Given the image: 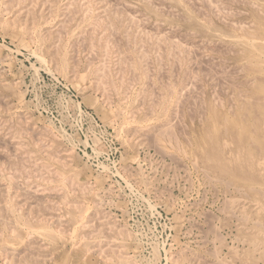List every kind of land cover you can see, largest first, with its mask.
<instances>
[{
	"label": "rangeland",
	"instance_id": "374dc122",
	"mask_svg": "<svg viewBox=\"0 0 264 264\" xmlns=\"http://www.w3.org/2000/svg\"><path fill=\"white\" fill-rule=\"evenodd\" d=\"M263 1L0 0V264H264L245 236L260 202L207 160L238 152L209 129L247 81L231 40Z\"/></svg>",
	"mask_w": 264,
	"mask_h": 264
},
{
	"label": "bare ground",
	"instance_id": "6f19581e",
	"mask_svg": "<svg viewBox=\"0 0 264 264\" xmlns=\"http://www.w3.org/2000/svg\"><path fill=\"white\" fill-rule=\"evenodd\" d=\"M115 1V0H114ZM212 1V0H211ZM236 1V0H235ZM248 1V0H246ZM111 2V1H110ZM150 2V1H149ZM156 2V1H155ZM206 2V1H205ZM221 2V1H220ZM253 2V1H252ZM257 2V1H255ZM264 2V1H263ZM243 3V2H242ZM48 4V3H47ZM109 4V2H108ZM115 4V3H114ZM132 4V3H131ZM159 4V3H158ZM161 4V3H160ZM185 4V3H184ZM188 4V3H187ZM257 4V3H256ZM255 4V6H257ZM117 5V4H115ZM124 5V4H123ZM198 5V4H196ZM200 5V4H199ZM204 5V2H203ZM207 5V4H206ZM128 6V5H127ZM254 6V5H253ZM50 7V6H48ZM115 7V6H114ZM124 7V6H123ZM162 7V6H161ZM165 7V6H164ZM227 7V6H226ZM258 10L264 11V6L263 3H259V5L257 6ZM128 8V7H125ZM175 8V7H173ZM200 8V7H198ZM57 9V8H56ZM115 9V8H114ZM113 9V10H114ZM169 9V8H168ZM171 9V8H170ZM212 9V8H211ZM220 9V8H219ZM229 9V7H228ZM257 9V8H256ZM50 10V9H49ZM123 10V9H122ZM162 10V8H161ZM166 10V9H165ZM234 10V9H232ZM238 10V9H237ZM236 10V11H237ZM240 10V9H239ZM170 11V10H169ZM140 12V11H139ZM143 12V11H142ZM203 12V11H201ZM228 12V11H227ZM240 12V11H239ZM238 12V13H239ZM247 12V11H246ZM104 13V12H103ZM122 13V12H121ZM136 13V11H135ZM177 13V12H176ZM237 13V14H238ZM264 13V12H263ZM203 14V13H202ZM218 14V13H217ZM110 15V14H109ZM264 15V14H263ZM67 16V15H65ZM99 16V15H98ZM129 16V15H128ZM147 16V15H146ZM204 16V15H203ZM209 16V15H208ZM217 16V15H216ZM56 17V16H55ZM139 17V16H138ZM105 18V17H104ZM130 18V17H128ZM137 18V17H136ZM183 18V16H182ZM206 18V17H205ZM108 19V18H107ZM185 19V18H184ZM201 19V18H200ZM209 18L207 17V20ZM221 19V18H220ZM224 19V17H223ZM122 20V19H120ZM258 23H252L256 24V26H243L242 24L239 27H236L235 30L238 31L237 35L235 37H232L233 40L232 43L237 46V50L236 52L239 54L240 59H241V66L243 69V72L246 74V83L243 85V87L239 88L237 87V98L235 99L233 106L234 108H231L232 110H225L223 109V111L220 112V116H218L217 118L215 117V119L213 120V125L211 126L210 132H209V138H211V140L213 141L214 138L217 139L219 132L224 131L226 134H228V136L230 135L234 140L237 141L238 144V152L235 155V157H231L232 158H228L225 157L223 155V153H221L220 148L217 149V152H215L216 156L211 155L208 156V159L210 161V163H213L214 161V165L216 166L217 170H220L222 173L224 174H228L231 175L233 177H235L239 182H241V180H243L245 186L247 187L248 191L251 192V194H253L254 196H256L255 198H257L258 203L260 202V216L264 217V17H262V15L258 16ZM80 21V20H79ZM78 21V22H79ZM106 21V20H105ZM210 21V20H209ZM163 22V21H162ZM231 22V21H230ZM236 22V21H235ZM240 22V21H239ZM83 23V22H82ZM110 23V22H109ZM120 23V22H119ZM228 23V22H227ZM234 23V21H233ZM248 23V22H247ZM92 24V23H91ZM124 24V23H123ZM160 24V23H158ZM121 25V24H120ZM153 25V23H152ZM248 25V24H247ZM251 25V24H250ZM61 26V25H60ZM178 26V25H177ZM62 27V26H61ZM107 27V25H106ZM116 27V26H115ZM150 27V26H149ZM158 27V25H157ZM177 28V27H176ZM94 29V28H93ZM120 29V28H119ZM144 29V28H143ZM152 29V27H151ZM206 29V28H204ZM63 29L61 28V31ZM124 30V29H123ZM128 30V28H127ZM126 30V31H127ZM149 30V29H148ZM154 30V29H153ZM114 31V29H113ZM116 31V30H115ZM125 31V33H126ZM130 31V30H129ZM163 31V30H162ZM242 31V32H241ZM47 32V31H46ZM60 32V31H58ZM88 32V31H87ZM112 32V31H111ZM161 32V31H160ZM165 32V31H164ZM217 32V31H216ZM235 32V31H234ZM101 33V32H100ZM123 33V31H122ZM163 33V32H162ZM166 33V32H165ZM31 34V33H30ZM181 34V33H180ZM227 34V33H226ZM112 35V34H111ZM127 35V34H126ZM190 35V34H189ZM224 35V33H223ZM109 36V35H108ZM160 36V35H159ZM172 36V35H171ZM181 36V35H180ZM206 36V35H205ZM59 37V36H58ZM111 37V36H110ZM116 37V36H115ZM144 37V36H143ZM155 37V36H154ZM157 37V36H156ZM175 37V36H174ZM107 38V37H106ZM158 38V37H157ZM184 38V37H183ZM209 38V37H208ZM108 39V38H107ZM116 39V38H115ZM113 39V40H115ZM120 39V38H119ZM153 39V38H152ZM174 39V38H172ZM180 39V38H179ZM200 39V38H199ZM218 39V38H217ZM226 39V38H225ZM224 39V40H225ZM231 39V37H230ZM118 40V39H117ZM121 40V39H120ZM142 40V39H141ZM146 40V39H145ZM189 40V39H188ZM223 42H226L224 41ZM228 40V39H227ZM187 41V40H186ZM190 41H194L193 39ZM189 41V42H190ZM209 41V40H208ZM79 42V41H78ZM115 42V41H114ZM143 42V41H142ZM150 42V41H148ZM163 42V41H162ZM174 42V41H173ZM176 42V41H175ZM210 42V41H209ZM228 42V41H227ZM226 42V43H227ZM230 42V41H229ZM228 42V43H229ZM43 43V42H42ZM101 43V42H100ZM119 43V42H118ZM156 43V42H155ZM202 43V42H201ZM225 43V45H226ZM74 44V43H73ZM115 44V43H114ZM160 44V43H158ZM200 44V43H199ZM75 45V44H74ZM172 45V44H171ZM175 45V43H174ZM172 45V46H174ZM182 45V44H181ZM201 45V44H200ZM217 45H219L217 43ZM232 45V44H230ZM56 46V44H55ZM116 46V45H115ZM134 46V45H133ZM147 46V45H146ZM154 46V45H153ZM159 46V45H157ZM164 46V45H163ZM177 46V45H176ZM222 46V45H221ZM224 46V44H223ZM34 47V46H33ZM118 47V46H117ZM155 47V46H154ZM175 47V46H174ZM173 47V48H174ZM182 47V46H181ZM205 47V46H204ZM126 48V47H125ZM128 48V47H127ZM160 48V47H158ZM189 48V47H188ZM224 48V47H223ZM230 48V47H229ZM137 49V48H136ZM217 49V48H216ZM226 49V47L224 48ZM223 49V50H224ZM232 49V48H231ZM144 50V49H143ZM160 50V49H159ZM182 50V49H181ZM147 51V50H146ZM176 51V50H174ZM179 51V50H178ZM197 51V50H196ZM227 51V50H226ZM229 51L231 52V50L229 49ZM233 51V50H232ZM119 52V51H118ZM204 52V51H203ZM235 52V51H233ZM55 53V52H54ZM53 53V54H54ZM92 53V52H91ZM121 53V51H120ZM187 53V51H186ZM189 53V52H188ZM34 54V53H33ZM58 54V53H57ZM134 54V53H133ZM191 54V53H190ZM39 55V54H38ZM121 55V54H120ZM175 55V54H174ZM199 55V54H198ZM122 56V55H121ZM138 56V55H136ZM165 56V55H164ZM202 56V55H201ZM38 57V56H37ZM119 57V56H118ZM128 58V56L126 55L125 58ZM130 57V56H129ZM133 56H131L132 58ZM196 57V55H195ZM39 58V57H38ZM45 58V56H44ZM75 58V57H74ZM73 58V59H74ZM124 58V60H125ZM238 58V57H237ZM76 59V58H75ZM130 59V58H129ZM136 59V58H135ZM179 59H180V55H179ZM182 59V58H181ZM213 59V58H212ZM219 59V58H218ZM222 59V58H221ZM224 59V58H223ZM54 60V59H53ZM134 60V59H133ZM162 60V59H161ZM177 60V59H176ZM209 60V58H208ZM110 61V60H109ZM128 61V60H127ZM126 61V62H127ZM138 61V59H137ZM205 61V60H204ZM223 61V60H221ZM45 62V61H44ZM129 62V61H128ZM139 62V61H138ZM206 62V61H205ZM217 62V61H216ZM119 63V62H118ZM145 63V62H144ZM203 63V62H202ZM201 63V64H202ZM207 63V62H206ZM218 63V62H217ZM127 64V63H126ZM149 64V63H148ZM118 65V64H117ZM142 65V64H141ZM210 65V64H209ZM208 65V66H209ZM215 65V64H214ZM225 65V64H224ZM56 66V65H55ZM136 66V64H135ZM139 66V65H138ZM204 66V65H203ZM207 66V64H206ZM217 66V65H216ZM223 66V65H222ZM48 67V66H47ZM58 67H60L61 69H63L65 72L67 71V63L65 60H61L58 62ZM210 67V66H209ZM221 67V66H220ZM227 67V66H226ZM234 67H236L234 65ZM233 67V71H235L236 69H234ZM123 68V67H122ZM129 68V67H128ZM164 68V66H163ZM172 68V67H171ZM175 68V65H174ZM215 68V67H214ZM217 68V67H216ZM50 69V68H49ZM48 69V70H49ZM197 69V68H195ZM210 69V68H209ZM238 69V68H237ZM240 69V70H242ZM133 70V69H132ZM174 70V69H173ZM207 70V69H206ZM216 70V69H214ZM221 70V69H220ZM119 71V70H118ZM121 71V70H120ZM167 71V70H166ZM165 71V72H166ZM189 71V70H188ZM217 71V70H216ZM232 71V73H233ZM99 72V71H97ZM104 72V71H103ZM160 72V71H159ZM158 72V73H159ZM206 73V71H204ZM226 72V71H225ZM239 72V71H238ZM100 73V72H99ZM161 73V72H160ZM177 73V72H176ZM186 73V72H185ZM214 73V72H213ZM221 73V72H220ZM229 73V72H228ZM96 74V73H95ZM165 74V73H164ZM101 75V73H100ZM109 75V74H108ZM121 75V74H120ZM126 75V73H125ZM134 75V74H133ZM160 75V74H159ZM219 75V74H218ZM106 76V74L104 75ZM131 76V75H130ZM174 76V75H173ZM176 76V74H175ZM185 76V75H184ZM204 76V75H203ZM220 76V75H219ZM223 76L225 75H221V79L223 78ZM236 76V75H235ZM160 77V76H159ZM158 77V78H159ZM217 77V75H216ZM245 77V75H244ZM164 78V76H163ZM168 78V77H166ZM165 78V79H166ZM176 78V77H175ZM192 78V77H191ZM194 78V77H193ZM227 78V77H226ZM107 79V78H106ZM110 79V78H109ZM177 79V78H176ZM228 79V78H227ZM226 79V80H227ZM233 79V78H232ZM173 80V79H172ZM183 80V79H182ZM200 80V79H199ZM225 80V79H224ZM244 80V78L242 79ZM111 81V80H110ZM113 81V80H112ZM191 81V80H190ZM231 81V80H230ZM229 81V83H230ZM241 81V80H240ZM91 82V81H90ZM115 82V81H114ZM166 82V81H165ZM219 82V81H218ZM223 82V81H222ZM99 83V82H98ZM102 83V82H101ZM109 83V82H108ZM185 83V82H184ZM197 84V83H196ZM216 84V83H215ZM235 84V83H234ZM226 85V84H225ZM170 86V85H169ZM168 86V87H169ZM215 86V85H214ZM227 86V85H226ZM233 86V85H232ZM235 86V85H234ZM129 87V86H128ZM198 88V87H197ZM234 88V87H233ZM159 89V87H158ZM184 89V88H183ZM213 89V88H212ZM232 89V88H231ZM223 90V89H222ZM220 90V91H222ZM157 91V90H156ZM169 91H170V95L173 92V89L171 87H169ZM197 91V90H196ZM225 91V90H224ZM236 91V90H235ZM195 92V91H194ZM193 92V93H194ZM185 93V92H184ZM191 93V92H190ZM200 93V91H199ZM224 93V92H223ZM230 94V93H229ZM213 96V95H212ZM186 97V96H185ZM188 97V96H187ZM236 97V96H235ZM170 98V97H169ZM203 98V97H202ZM231 98V97H230ZM192 99V98H191ZM198 99V98H197ZM200 99V98H199ZM221 99V98H220ZM232 99V98H231ZM157 100V99H155ZM184 100V99H183ZM203 100V99H202ZM229 100V99H228ZM194 101V100H193ZM199 101V100H198ZM230 101V100H229ZM232 101V100H231ZM230 101V102H231ZM141 103V102H140ZM167 103V102H166ZM166 103L164 101L161 102V107L162 108V113L165 114L168 110V107L166 106ZM103 104V103H102ZM128 104V103H127ZM194 104V103H193ZM203 104V103H202ZM149 105V104H148ZM151 105V103H150ZM195 105V104H194ZM221 105V104H220ZM223 105V104H222ZM151 107V106H150ZM192 107V106H191ZM204 107V106H203ZM166 108V109H165ZM194 108V107H193ZM199 108V107H198ZM205 108V107H204ZM146 109V108H145ZM148 109V108H147ZM156 109V108H155ZM153 109V110H155ZM178 109V108H177ZM181 109V108H180ZM179 109V110H180ZM172 110V109H171ZM182 110V109H181ZM189 111V109H187ZM191 110V109H190ZM199 110V109H198ZM200 110H203L200 106ZM213 110V109H211ZM183 111V110H182ZM150 112V111H149ZM190 111V114H193V112ZM203 112V111H202ZM161 113V114H162ZM200 113V112H198ZM149 114V113H147ZM166 115V114H165ZM164 115V116H165ZM156 116V114L154 115ZM200 116V115H199ZM22 117V116H21ZM173 117V116H172ZM170 118V117H169ZM177 118V116H176ZM180 118V116L178 117ZM205 118V117H204ZM172 119V118H171ZM170 119V120H171ZM199 119V118H198ZM125 120V119H124ZM178 120V119H177ZM200 120V119H199ZM210 121L212 120L209 119ZM151 121V119L149 120ZM179 121V120H178ZM177 121V122H178ZM182 121V120H181ZM192 121V119H191ZM173 122V121H172ZM169 123V122H168ZM181 123V122H179ZM124 124V123H123ZM178 124V123H177ZM149 126V125H148ZM167 124H165L164 126L162 125V128L158 129L161 132L158 133V135L156 136L158 142L162 141V138L164 137V135H169V136H173V134L175 133H171L169 128H164L165 131L164 133L162 132L163 127H166ZM172 126V125H170ZM209 126V125H208ZM29 126H27L28 128ZM159 127V126H158ZM185 127V126H184ZM183 127V128H184ZM30 128V127H29ZM121 128V127H120ZM173 128V127H172ZM182 128V129H183ZM186 128V127H185ZM151 129V128H150ZM156 129V128H155ZM163 129V130H164ZM170 130V131H168ZM178 130H180L178 128ZM185 130V129H184ZM208 130V129H207ZM64 131V130H63ZM121 131V130H120ZM155 131V130H154ZM153 131L152 134H154L155 132ZM174 131V130H173ZM187 131V129H186ZM156 132H159L156 130ZM175 132V131H174ZM208 132V131H207ZM151 135V132H150ZM149 135V136H150ZM167 135V136H168ZM183 135V134H182ZM66 136V135H65ZM148 136V135H147ZM166 136V137H167ZM151 137V136H150ZM154 137V135H153ZM152 137V138H153ZM175 137V136H173ZM225 137V136H224ZM230 137V138H231ZM151 138V139H152ZM149 140V138H147ZM154 139V138H153ZM152 139V140H153ZM189 139V138H187ZM2 140V138H1ZM151 141V140H149ZM155 140V139H154ZM156 140V141H157ZM169 140V138L167 139ZM166 140V141H167ZM171 140V138H170ZM177 140V139H176ZM175 140V141H176ZM222 140V139H221ZM230 140V139H229ZM208 141V140H207ZM215 141V140H214ZM224 141V140H223ZM232 141V140H231ZM5 142V141H4ZM189 142V140H188ZM151 143V142H150ZM149 143V144H150ZM152 143L154 144V141H152ZM156 143V142H155ZM178 143V141H177ZM195 143V142H194ZM212 143V142H209ZM208 143V144H209ZM222 143V142H221ZM217 144L219 147H221L220 141L217 140ZM226 145V144H225ZM158 147L160 145H157ZM156 146V148H157ZM179 146V145H178ZM181 146V145H180ZM209 146V145H208ZM166 147V146H164ZM11 148V147H10ZM167 148V147H166ZM186 148V147H185ZM212 148V147H211ZM217 148V147H216ZM158 149V148H157ZM161 149V148H160ZM181 149H183V147H181ZM229 149V148H228ZM231 149V148H230ZM165 151V149H163ZM215 150V147H214ZM223 150V149H222ZM225 150V149H224ZM182 151V150H181ZM206 151V150H205ZM227 151V150H226ZM232 151V150H231ZM165 153V152H164ZM164 153H162L164 155ZM195 153V152H194ZM232 153V152H231ZM236 153L233 150V154ZM166 154V153H165ZM187 154V153H186ZM227 154V153H226ZM229 154V153H228ZM56 155V154H55ZM170 155V154H169ZM228 156V155H227ZM173 157V155H172ZM177 157V156H176ZM180 157V155H179ZM206 157V156H205ZM174 160V159H173ZM22 161V160H21ZM195 162V161H193ZM186 164V163H185ZM174 166V165H173ZM188 169V168H187ZM207 172V171H205ZM34 176V175H33ZM195 176V175H194ZM208 176V175H207ZM9 177V176H7ZM16 177V176H15ZM198 180V179H197ZM26 181V180H25ZM224 181V180H223ZM226 181V180H225ZM22 184V183H21ZM213 185V184H212ZM201 186V185H200ZM242 186V185H241ZM14 187V186H13ZM17 188V187H16ZM36 188V187H35ZM229 188V187H228ZM242 188V187H241ZM19 189V188H18ZM167 189V188H166ZM237 189V188H236ZM244 189H246L244 187ZM156 190V189H155ZM31 192V191H29ZM203 193V192H202ZM207 193V192H206ZM214 193V192H213ZM247 193V192H245ZM205 195V194H204ZM212 195V194H211ZM12 196H10L11 198ZM29 197V196H28ZM31 197V196H30ZM33 197V196H32ZM203 197V196H202ZM201 197V198H202ZM8 198V197H7ZM9 198V199H10ZM18 198V197H17ZM228 198V197H226ZM225 198V199H226ZM224 199V200H225ZM241 199V198H240ZM22 200V199H21ZM8 201V200H7ZM41 201V200H40ZM194 201V200H193ZM212 201V200H211ZM214 201V200H213ZM198 202V201H197ZM223 202V201H222ZM227 202V201H226ZM32 203V201H31ZM34 203V202H33ZM225 203V202H224ZM223 203V205H224ZM234 203V202H233ZM255 203V202H254ZM9 204V202H8ZM14 204V203H13ZM48 205V204H47ZM230 205V204H229ZM14 206V205H13ZM13 206H10L11 208ZM254 206V204H253ZM226 208V207H225ZM257 208V207H256ZM6 209V208H5ZM13 209V208H12ZM47 209V208H46ZM221 210V207L219 208ZM27 210V209H26ZM57 210V209H55ZM219 210V211H220ZM5 211V210H4ZM45 214V213H44ZM216 214V213H215ZM208 215V214H206ZM242 215V214H241ZM16 216H18L16 214ZM216 216V215H215ZM249 215H247L245 218L246 220L249 218ZM256 216V215H255ZM258 216H259V212H258ZM215 218V217H214ZM238 218V217H237ZM15 219V218H14ZM83 219V218H82ZM81 219V220H82ZM244 219V218H243ZM207 220V219H206ZM211 220H213L211 218ZM47 221V220H46ZM18 222V221H16ZM60 222V221H59ZM210 223H212L210 221ZM19 224V223H18ZM209 224V223H208ZM215 224V222H214ZM213 224V225H214ZM23 225V224H22ZM24 226V225H23ZM26 226V225H25ZM15 227V226H14ZM201 227V226H200ZM212 227V226H211ZM216 227V226H215ZM214 227V228H215ZM24 228V227H23ZM26 228V227H25ZM31 228V227H30ZM33 228V227H32ZM37 229H39L38 227H36ZM210 229V228H209ZM42 230V229H41ZM45 230V229H44ZM192 230V229H191ZM215 230V229H214ZM218 230V229H217ZM32 231V230H30ZM34 231V230H33ZM39 231V230H38ZM72 231V230H71ZM209 231V230H208ZM212 231V230H211ZM37 232V231H36ZM21 234V233H19ZM205 234V233H204ZM213 234V233H212ZM71 235V234H70ZM217 236V234H216ZM222 236V235H221ZM221 236L219 238H221ZM246 238L250 244L251 247V253L250 255H248V259H252L254 260L252 257L254 256V253L259 251L260 254V258L264 261V218L262 219H258L256 222V231L254 232H249L246 235ZM15 237V236H14ZM17 238H19L20 236H16ZM215 237V236H214ZM218 237V236H217ZM46 238V237H45ZM208 240V239H207ZM213 240V239H212ZM216 240V239H214ZM218 240V239H217ZM223 240V239H222ZM221 241V240H220ZM214 242V241H213ZM237 243V242H236ZM212 245V244H211ZM216 245V244H215ZM214 245V246H215ZM214 248V247H213ZM104 249V248H103ZM210 250H214V249H210ZM241 250V249H240ZM206 251V250H205ZM211 252V251H210ZM214 252V251H213ZM212 252V253H213ZM219 252V251H217ZM211 253V254H212ZM216 253V252H215ZM202 255V254H201ZM215 255V254H214ZM258 255V254H257ZM213 256V255H212ZM217 256V255H216ZM215 256V257H216ZM203 257V256H201ZM219 258V257H218ZM229 258V257H228ZM205 259V258H204ZM207 260V259H206ZM114 261V260H113ZM141 261V260H140ZM215 262V261H214ZM175 263V262H174ZM188 263V262H187ZM220 262H218L219 264ZM214 264V263H213ZM251 264H255V262L251 263ZM261 264V263H260Z\"/></svg>",
	"mask_w": 264,
	"mask_h": 264
}]
</instances>
